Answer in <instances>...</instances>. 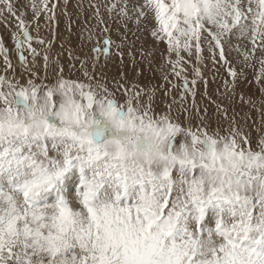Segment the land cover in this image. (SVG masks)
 I'll use <instances>...</instances> for the list:
<instances>
[{"label":"snow or ice","instance_id":"snow-or-ice-1","mask_svg":"<svg viewBox=\"0 0 264 264\" xmlns=\"http://www.w3.org/2000/svg\"><path fill=\"white\" fill-rule=\"evenodd\" d=\"M58 6L0 0L14 44L0 37V264H264V127L246 130L222 105L213 127L195 100L205 59L226 69V90L251 68L264 92V0H88L83 24L105 35L91 55L69 51L76 79L39 35L41 18L58 23ZM145 31L164 48L133 40L126 51L128 34ZM157 52L170 87L126 72L110 84L112 58L132 57L137 71Z\"/></svg>","mask_w":264,"mask_h":264},{"label":"rangeland","instance_id":"rangeland-1","mask_svg":"<svg viewBox=\"0 0 264 264\" xmlns=\"http://www.w3.org/2000/svg\"><path fill=\"white\" fill-rule=\"evenodd\" d=\"M83 2V10H80L76 7L77 0H70L67 12L68 16L64 15V4L63 0H58L59 6L57 8V18L58 23L56 21L52 22L51 29L44 27V20L41 18V30H40V37L45 40H52V56L55 59L57 53H61L59 56V60L63 63L66 67L65 76H71V78L76 79L80 78V73L67 72V65L69 64V56L68 53L71 51L74 55L80 56L83 58L85 53H90V49L96 43L97 40H102L104 33L101 32L102 26H96V21L92 20L87 26L83 24L84 20H87L91 14V10L88 8V0H82ZM103 14V9L101 10ZM79 14V19H77V15ZM30 16V11H29ZM69 18L75 20L76 23L73 24L71 30L68 29V22ZM111 23V22H109ZM113 29L115 25H112ZM129 27L135 31V25L129 22ZM35 25L30 26V31H32V35L36 36L37 33L34 30ZM12 27H5L3 22H0V37H3L4 42L8 48H13L14 44L10 36V32L12 31ZM89 30H91L93 38L91 41L87 39L89 35ZM83 31V43L84 47L81 49V32ZM124 29L121 28V32ZM110 35L111 38L115 41L116 44H121L122 37L120 33L116 31H111L107 33ZM140 36V39H136V36H133L132 33L128 34L127 41H124L123 46L127 51L128 45L132 43L133 40L136 41L135 47L138 49L141 44H144L147 48H152L153 46L158 47V49L162 50L164 48L163 44H156L154 39L151 35L145 31L142 33H137ZM63 45V48H61ZM34 47H39L38 45L34 44ZM113 52L116 51L115 47L112 49ZM205 57L209 54L206 52ZM236 56V53L233 52L229 55V59H233ZM29 59L31 57L29 56ZM136 59L139 61L141 57L137 54ZM13 62L17 63V58L13 55ZM42 64V60L40 61ZM104 63V58L101 57V64ZM163 61L160 59L159 52L156 53V59L152 63L151 66L145 61L141 62L136 65L137 71H133V64H132V57L125 56L124 63L121 64L120 61L116 58H112L108 66L104 69L109 78L110 84L113 77L119 78V72H126L127 79L131 82H137L141 86L144 84H148L151 86L156 85H164V87H170L164 80H163V73L161 72V64ZM206 68L204 70V79L208 81L207 87L205 86L203 80L198 83L196 86L197 95L195 97L196 104L201 108L207 107L210 116L213 118V127H215V120H216V106L222 105L223 107L227 108L229 116L235 115L236 120L239 125L245 126L246 130H252V125L255 122L257 126L260 125L261 117L264 116V92H261L260 85H257L254 81L253 74L254 70L251 68L245 69L247 73V80H244L241 77L238 86L233 92L230 89H225L223 86L225 79H231L228 77L226 69L221 65L217 64L216 68L219 71L213 70L212 62L209 59H205L204 61ZM235 63V61H234ZM255 63V62H253ZM77 67L79 64L77 63ZM236 67L239 69L242 67L241 64L236 63ZM259 65H256V69L258 70ZM165 71L167 69L165 68ZM41 75H43V71L41 69ZM189 79L192 78L191 70L189 69L188 72ZM169 80H171L174 84L177 85L176 88L172 90V95L177 96L179 91L181 90L178 86L180 85L181 81L179 79L174 78L169 74ZM251 81V83H249ZM264 83V82H262ZM111 86L114 87V84ZM241 94H243V99H241ZM158 96L162 97L163 92L161 91L158 93ZM170 99V97H169ZM186 103L190 106L191 105V97ZM222 119V117H221ZM225 125L227 124L224 121ZM255 131H253V135L255 136Z\"/></svg>","mask_w":264,"mask_h":264}]
</instances>
